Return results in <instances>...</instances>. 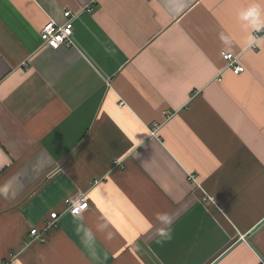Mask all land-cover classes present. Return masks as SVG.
Listing matches in <instances>:
<instances>
[{
  "label": "crops",
  "instance_id": "0c3cea01",
  "mask_svg": "<svg viewBox=\"0 0 264 264\" xmlns=\"http://www.w3.org/2000/svg\"><path fill=\"white\" fill-rule=\"evenodd\" d=\"M252 6L264 19V0H0V264H264ZM65 10L73 44L42 45Z\"/></svg>",
  "mask_w": 264,
  "mask_h": 264
},
{
  "label": "built area",
  "instance_id": "2783aa9c",
  "mask_svg": "<svg viewBox=\"0 0 264 264\" xmlns=\"http://www.w3.org/2000/svg\"><path fill=\"white\" fill-rule=\"evenodd\" d=\"M87 11H90V7H86ZM77 12H72L70 10H65L63 12L64 22L62 24H58L53 20H48L40 30V39L42 45H46L52 49H58L61 46H71L73 44L72 34H73V22L75 17L77 16ZM264 35V30L259 32H255V37L259 39V37ZM223 59L226 62V68L230 69L233 73L239 74L243 72L244 66L240 63V60L233 55L232 53L225 52L222 54ZM156 131V127L153 126L150 129V133L154 134ZM188 180L195 181L193 174H188ZM100 180H93V184H97ZM67 211L72 215H79L83 210L87 209L88 203L83 198H75V199H66ZM60 214L57 212L50 213L49 218L45 220L42 228L32 227L29 230V237L27 239L28 243L32 242H44L46 234L53 228L58 226ZM12 261V256L10 258ZM4 264V263H2Z\"/></svg>",
  "mask_w": 264,
  "mask_h": 264
},
{
  "label": "clouds",
  "instance_id": "9594fccd",
  "mask_svg": "<svg viewBox=\"0 0 264 264\" xmlns=\"http://www.w3.org/2000/svg\"><path fill=\"white\" fill-rule=\"evenodd\" d=\"M240 19L245 21V27H250L253 31L259 32L264 30V19L261 18V11L258 6L249 7L240 12ZM252 37H249V43H257ZM169 235V234H164Z\"/></svg>",
  "mask_w": 264,
  "mask_h": 264
}]
</instances>
